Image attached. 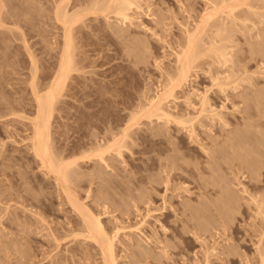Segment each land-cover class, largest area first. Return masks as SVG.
I'll return each mask as SVG.
<instances>
[{"label": "rangeland", "instance_id": "obj_1", "mask_svg": "<svg viewBox=\"0 0 264 264\" xmlns=\"http://www.w3.org/2000/svg\"><path fill=\"white\" fill-rule=\"evenodd\" d=\"M105 1L0 0V264H106L80 205L115 264H264V0H128L123 23ZM63 10L74 64L47 132L65 179L30 138ZM191 33L200 53L174 85ZM170 83L168 117L141 115Z\"/></svg>", "mask_w": 264, "mask_h": 264}, {"label": "bare ground", "instance_id": "obj_2", "mask_svg": "<svg viewBox=\"0 0 264 264\" xmlns=\"http://www.w3.org/2000/svg\"><path fill=\"white\" fill-rule=\"evenodd\" d=\"M233 1H235V0H233ZM105 2H106L105 6L103 4H102L103 6L101 5L103 8L101 6H99L100 8H102V10H101L102 12H107L106 10H108L109 13L111 12V13H114V15L116 14L118 16V18L121 17L122 23H123V21L127 20L129 15L126 13V11L131 7L130 4H132V3H130L128 0H107ZM235 2H237V1H235ZM233 7H235V6H233ZM100 8H98V9L100 10ZM228 10H229V8H228ZM230 10H232L231 7H230ZM90 11H92V10L90 9ZM73 13H76V12H73ZM73 13H71V16H70L67 14V12L65 10H63V11H60V15H58V17L60 16L61 22L66 27V30H64L65 33L63 34L64 35V37H63L64 43L62 45L63 48H62L61 56L59 58L60 59L59 67H58V71L56 72L55 77L51 80V82H49V84H48L49 86L48 87L46 86L47 87V88H45L46 90L42 91L43 93L41 92L42 89L39 90V88H37V89L33 88V91H34L33 95H34L35 104H36V107H35L36 113L34 116V118H35L34 121L32 120V122H33L32 123V125H33L32 129L33 130H32V135L30 137L31 138V146L33 147L34 153H36V155L39 156V159H41L40 160L41 163H43V165H46L45 167L47 168V170L49 172L52 171L53 174H55V178L62 177L64 179H65V175L67 173L68 164H65L64 163L65 161L63 162L62 159L61 160L58 159L59 157L57 158L58 160L54 159L56 157L53 158L51 155V151H50V147H49L50 144L48 143V140H49V137H48V134H49L48 133L49 132L48 125L49 124H48V122H49V118L52 114L51 109L53 108L52 107L53 103L57 99V97H59L60 93L62 92L61 90H63L64 82H65L66 78L68 77L69 72H71V70L73 69V64H74L73 49H74V46L72 45L73 42L71 40L70 31H71V27H72L71 25L78 18V16L77 17L75 16L76 14L72 15ZM78 13H80V12H78ZM209 13L207 14L208 15L207 17L211 18L212 16ZM77 15H79V14H77ZM212 15H213V13H212ZM231 16H232V14H231ZM79 17L81 18L82 16H79ZM205 19H207L206 15H205ZM186 37H188V39L186 38L188 40V41L186 40V42H187V45L185 44L186 47L183 48V50H181L182 52L179 55L177 54L178 56H176L177 57V59H176L177 63L176 64L178 66L177 70H176L177 75L174 79L171 80L173 83L175 81L174 85H176V83L179 85L180 82L186 80V77L188 76V72L191 68L192 60L195 58V56L197 54L199 55V53H200L197 51L198 49L197 50L195 49L196 48V46L194 44L195 43L194 39L196 40L195 33H191ZM72 39H73V37H72ZM220 55L222 56V53ZM169 85L172 86L173 84L170 83ZM174 85L171 88H166L165 90L162 89L163 91L161 90L160 94L158 93L157 97L151 99L147 103L148 104L147 108L143 109L141 115H145L147 117L156 116L158 118L160 116L168 117V115L170 113H167L164 110L163 104L165 102V99L169 95H171V93L173 92L172 88L175 87ZM200 100H201L202 105L205 104V96L201 97ZM165 107H167V106L165 105ZM201 111H203V109H201ZM126 135H127V127L122 129L121 134L112 138L111 141H107V144L105 145L104 148L101 149V148L97 147V150L96 151L94 150L95 154L98 156V158L102 159L103 152L105 150H115L119 153L120 149L122 147H124L123 141H124ZM238 144L240 145V142ZM234 145L232 147H234ZM238 147H240V146H238ZM66 182H68V181H66ZM57 183H59V182H57ZM66 196L69 197L70 195L68 196V194H67ZM70 199H71V197H70ZM70 199H68V200H70ZM71 205H72V202H71ZM77 205L79 206V204H77ZM81 206L82 205H80L77 208L74 205L73 207L75 209L77 208L76 209V210H78L77 212L82 217V221L85 224V229H86V234H87L86 237L90 238V240L92 239V240L98 241L100 246L103 249L102 251L105 252V256H106V254H108L107 255L108 258H107V256L105 257V259L107 258V260H105L106 264H115V260H114L113 254H112V239L107 236L99 216L94 215V214H90L89 211H85L83 209V207H81ZM103 263H104V261H103Z\"/></svg>", "mask_w": 264, "mask_h": 264}]
</instances>
